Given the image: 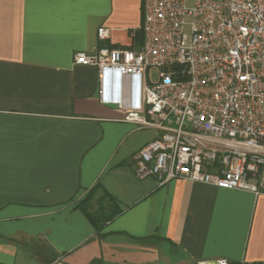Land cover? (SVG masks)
Segmentation results:
<instances>
[{
    "label": "crops",
    "instance_id": "crops-1",
    "mask_svg": "<svg viewBox=\"0 0 264 264\" xmlns=\"http://www.w3.org/2000/svg\"><path fill=\"white\" fill-rule=\"evenodd\" d=\"M143 3L0 0V264H47L48 248L50 264L264 261V192L139 178L134 155L159 131L125 120L97 67L74 62L140 47Z\"/></svg>",
    "mask_w": 264,
    "mask_h": 264
},
{
    "label": "built area",
    "instance_id": "built-area-1",
    "mask_svg": "<svg viewBox=\"0 0 264 264\" xmlns=\"http://www.w3.org/2000/svg\"><path fill=\"white\" fill-rule=\"evenodd\" d=\"M189 2L144 0L140 47L103 45L74 62L97 67L103 102L125 120L159 131L134 155L139 178L263 193L264 0Z\"/></svg>",
    "mask_w": 264,
    "mask_h": 264
},
{
    "label": "trees",
    "instance_id": "trees-1",
    "mask_svg": "<svg viewBox=\"0 0 264 264\" xmlns=\"http://www.w3.org/2000/svg\"><path fill=\"white\" fill-rule=\"evenodd\" d=\"M82 207H83L85 213L87 214V216H89V218L93 221V223L97 224L98 216L88 212V209H86L85 206H82ZM48 252L51 255V259H50V261L47 262V264H50L56 260L58 255L52 248H48ZM230 264H264V261H253V262L243 261V262H236V263L234 262V263H230Z\"/></svg>",
    "mask_w": 264,
    "mask_h": 264
},
{
    "label": "rangeland",
    "instance_id": "rangeland-1",
    "mask_svg": "<svg viewBox=\"0 0 264 264\" xmlns=\"http://www.w3.org/2000/svg\"><path fill=\"white\" fill-rule=\"evenodd\" d=\"M189 3H192L191 0H190ZM151 73H152L154 76H156V71H155V70H152Z\"/></svg>",
    "mask_w": 264,
    "mask_h": 264
}]
</instances>
